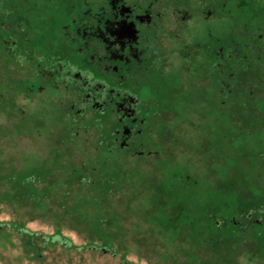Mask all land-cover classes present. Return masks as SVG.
Returning <instances> with one entry per match:
<instances>
[{
    "label": "rangeland",
    "instance_id": "374dc122",
    "mask_svg": "<svg viewBox=\"0 0 264 264\" xmlns=\"http://www.w3.org/2000/svg\"><path fill=\"white\" fill-rule=\"evenodd\" d=\"M151 1L121 147L113 111L77 112L30 58L74 57L65 30L109 1L0 0V264H264V0Z\"/></svg>",
    "mask_w": 264,
    "mask_h": 264
},
{
    "label": "flooded vegetation",
    "instance_id": "af4514ba",
    "mask_svg": "<svg viewBox=\"0 0 264 264\" xmlns=\"http://www.w3.org/2000/svg\"><path fill=\"white\" fill-rule=\"evenodd\" d=\"M108 1L109 9L101 7L95 13L87 12L88 16L81 12L73 28H66L67 40L77 43L74 57L49 52L34 53L30 58L36 72L49 78L54 85L62 83L76 90L77 112L86 109L100 113L106 109L113 111L114 140H118L121 147H127L146 119L140 108L148 100L143 89L148 83L145 79L150 75V68L157 60L147 61L144 52L146 41L159 24L155 16L160 13L151 7V0L137 5H128L124 0ZM227 56V52L220 56L223 64ZM129 76L133 81L124 82Z\"/></svg>",
    "mask_w": 264,
    "mask_h": 264
}]
</instances>
